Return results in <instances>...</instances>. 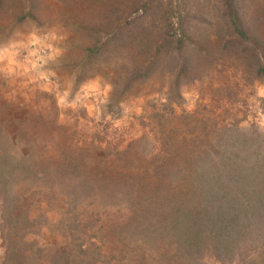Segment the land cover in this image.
<instances>
[{
  "label": "rangeland",
  "instance_id": "rangeland-1",
  "mask_svg": "<svg viewBox=\"0 0 264 264\" xmlns=\"http://www.w3.org/2000/svg\"><path fill=\"white\" fill-rule=\"evenodd\" d=\"M263 62L264 0H0V264H264Z\"/></svg>",
  "mask_w": 264,
  "mask_h": 264
},
{
  "label": "trees",
  "instance_id": "trees-1",
  "mask_svg": "<svg viewBox=\"0 0 264 264\" xmlns=\"http://www.w3.org/2000/svg\"><path fill=\"white\" fill-rule=\"evenodd\" d=\"M233 1V0H229ZM231 8V16L229 18V22L235 26L236 33L237 34H232L230 36L233 37V40H229V44L226 45L229 48H236L239 53H242L248 58L250 57L249 55H253L257 52L253 44H250V36L247 34V31L243 29L242 27L239 26L240 19L238 15L235 12V6L233 5V2H230ZM235 37V38H234ZM225 47V45L223 46ZM253 48V49H252ZM260 54L256 53V58L259 61ZM257 70L258 74L264 77V62L262 64L258 63ZM209 222L211 223L210 226L207 225L206 222H203L202 224L200 223H190L186 224V232H185V238L181 236V240H179L178 247L180 251H189L187 248L191 247L194 248V250H202L201 247H204L206 244L209 245L215 252H220L222 249H225L227 243H224L221 241L217 236L213 235V225L212 222H224V220L218 219L219 214H217L213 219L214 215L208 214ZM197 222V221H196ZM208 222V223H209ZM179 223V222H178ZM177 222H173V225L178 224ZM188 233V234H186ZM180 238V236L178 237ZM172 262V261H171ZM170 262V264H172Z\"/></svg>",
  "mask_w": 264,
  "mask_h": 264
}]
</instances>
